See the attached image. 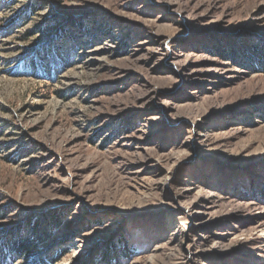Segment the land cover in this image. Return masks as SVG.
Here are the masks:
<instances>
[{
	"label": "rangeland",
	"instance_id": "obj_1",
	"mask_svg": "<svg viewBox=\"0 0 264 264\" xmlns=\"http://www.w3.org/2000/svg\"><path fill=\"white\" fill-rule=\"evenodd\" d=\"M249 41L264 0H0V249L58 210L53 264H264V69L214 48Z\"/></svg>",
	"mask_w": 264,
	"mask_h": 264
},
{
	"label": "trees",
	"instance_id": "obj_2",
	"mask_svg": "<svg viewBox=\"0 0 264 264\" xmlns=\"http://www.w3.org/2000/svg\"><path fill=\"white\" fill-rule=\"evenodd\" d=\"M38 7V1L27 2V14L38 11ZM78 27L85 29L86 25L84 26L80 23ZM73 34L72 32L69 33L70 37L75 38ZM248 43L247 45H243L241 50L236 49L232 44L228 43L225 45H215L214 48L222 57H229V60L234 59L251 69H264V43L256 41H249ZM65 52V49L61 48V53ZM16 64L23 66L20 64V61L16 62ZM63 222L64 214L58 210L39 218L36 216L28 219L23 229L14 233L11 238L5 239V243L0 249V264H4L10 258V255H19L25 259H29V261L33 259L35 260L34 264H53L59 261L67 253L66 248H61L52 254H48L49 256H39L38 254L39 250L53 238L55 232L62 226ZM122 237L119 238V246L117 248H115L113 242L110 246H105V249L98 248L99 253H103L104 264H121V260L128 259L131 255L135 254L137 247ZM97 258L95 257V259ZM84 264H88L87 261ZM95 264L98 263L95 262Z\"/></svg>",
	"mask_w": 264,
	"mask_h": 264
}]
</instances>
